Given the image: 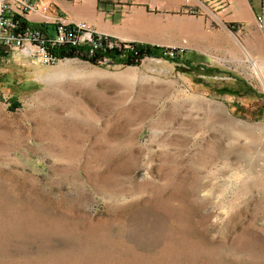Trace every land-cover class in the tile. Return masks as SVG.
Instances as JSON below:
<instances>
[{"label": "rangeland", "instance_id": "rangeland-1", "mask_svg": "<svg viewBox=\"0 0 264 264\" xmlns=\"http://www.w3.org/2000/svg\"><path fill=\"white\" fill-rule=\"evenodd\" d=\"M227 28L100 32L161 46L136 62L0 45V264H264V21Z\"/></svg>", "mask_w": 264, "mask_h": 264}, {"label": "crops", "instance_id": "crops-1", "mask_svg": "<svg viewBox=\"0 0 264 264\" xmlns=\"http://www.w3.org/2000/svg\"><path fill=\"white\" fill-rule=\"evenodd\" d=\"M48 1L50 12L85 20L116 39L184 43L194 49L212 39L218 41L221 33H228V26L240 29L264 21V0ZM28 20L46 24L47 31L52 29L51 23L39 18L36 11L28 13ZM232 38L237 41L235 36Z\"/></svg>", "mask_w": 264, "mask_h": 264}, {"label": "built area", "instance_id": "built-area-1", "mask_svg": "<svg viewBox=\"0 0 264 264\" xmlns=\"http://www.w3.org/2000/svg\"><path fill=\"white\" fill-rule=\"evenodd\" d=\"M31 11L50 22L51 31L27 23ZM65 44L81 45L91 53L96 48L115 46L117 42L102 36L85 20H71L60 13L50 12L48 0L41 3L36 0H0V45L23 53L37 52L43 61L52 62L58 56L51 47ZM166 52L173 54L175 49L170 47Z\"/></svg>", "mask_w": 264, "mask_h": 264}, {"label": "trees", "instance_id": "trees-1", "mask_svg": "<svg viewBox=\"0 0 264 264\" xmlns=\"http://www.w3.org/2000/svg\"><path fill=\"white\" fill-rule=\"evenodd\" d=\"M29 23L31 26L44 28L46 27V24L38 23L30 21ZM75 47V45H55L51 47V50L54 54L57 56L62 55H72V48ZM102 56H106L109 59L115 60V61H122V62H128L133 61L136 62L141 55L144 53L146 54H152V55H159L161 54V46L156 44H150V43H144V42H138V41H131L129 45L127 46H111V47H105L104 49L99 48L94 51Z\"/></svg>", "mask_w": 264, "mask_h": 264}, {"label": "bare ground", "instance_id": "bare-ground-1", "mask_svg": "<svg viewBox=\"0 0 264 264\" xmlns=\"http://www.w3.org/2000/svg\"><path fill=\"white\" fill-rule=\"evenodd\" d=\"M251 65L253 66V69H255L256 70V72H258V69H257V67H256V64L254 63V61H252L251 60ZM251 66V67H252ZM258 66V65H257ZM258 74L260 75V73L258 72ZM261 78V77H260ZM263 86H264V82H263Z\"/></svg>", "mask_w": 264, "mask_h": 264}]
</instances>
